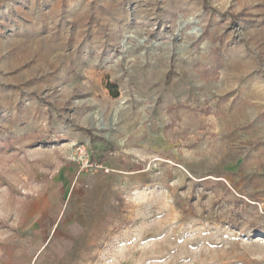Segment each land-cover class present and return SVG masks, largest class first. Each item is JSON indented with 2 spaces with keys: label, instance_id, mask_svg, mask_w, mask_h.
I'll use <instances>...</instances> for the list:
<instances>
[{
  "label": "rangeland",
  "instance_id": "374dc122",
  "mask_svg": "<svg viewBox=\"0 0 264 264\" xmlns=\"http://www.w3.org/2000/svg\"><path fill=\"white\" fill-rule=\"evenodd\" d=\"M0 264H264V0H0Z\"/></svg>",
  "mask_w": 264,
  "mask_h": 264
},
{
  "label": "crops",
  "instance_id": "0c3cea01",
  "mask_svg": "<svg viewBox=\"0 0 264 264\" xmlns=\"http://www.w3.org/2000/svg\"><path fill=\"white\" fill-rule=\"evenodd\" d=\"M53 196L51 197L54 201L53 202H55L56 203V200H57V194L55 193V192H53ZM48 206V204L45 206V207H39L37 210H39V212H43V210H44V208H46ZM59 206V205H58Z\"/></svg>",
  "mask_w": 264,
  "mask_h": 264
},
{
  "label": "trees",
  "instance_id": "16d2710c",
  "mask_svg": "<svg viewBox=\"0 0 264 264\" xmlns=\"http://www.w3.org/2000/svg\"><path fill=\"white\" fill-rule=\"evenodd\" d=\"M116 96H118V94H116Z\"/></svg>",
  "mask_w": 264,
  "mask_h": 264
}]
</instances>
